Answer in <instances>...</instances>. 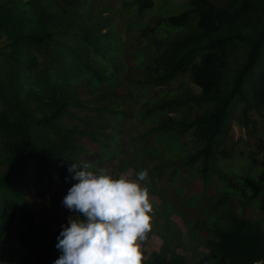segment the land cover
I'll list each match as a JSON object with an SVG mask.
<instances>
[{"label":"trees","instance_id":"1","mask_svg":"<svg viewBox=\"0 0 264 264\" xmlns=\"http://www.w3.org/2000/svg\"><path fill=\"white\" fill-rule=\"evenodd\" d=\"M115 2L137 17L132 24L138 30L124 44L114 31ZM153 8V0H0V242L18 219L29 231L16 237L36 246L31 189L44 180L76 183L70 164L110 149L115 139L106 131L129 121L124 111L130 109L119 103L148 91L155 95L135 111L144 129L129 143L157 156L149 144L160 139L170 145L171 161L149 167L147 185L150 174L193 170L208 201L219 194L215 207H232L238 196L258 201L264 215V157L255 159L261 144L245 156L227 144L236 112L244 128L264 122V0H187L184 10L144 23ZM118 72L127 88L121 98L109 86ZM234 157L247 164L227 175L220 163ZM132 167L135 177L144 165L133 161ZM210 183L222 184L221 190ZM148 191L158 194L153 185ZM172 214L167 206L155 218L149 238L155 232L162 245L148 257L144 252L143 264H187L176 253ZM221 220L212 239L201 242L208 264L264 260L258 221L232 213Z\"/></svg>","mask_w":264,"mask_h":264},{"label":"rangeland","instance_id":"2","mask_svg":"<svg viewBox=\"0 0 264 264\" xmlns=\"http://www.w3.org/2000/svg\"><path fill=\"white\" fill-rule=\"evenodd\" d=\"M186 2L187 0H153L154 8L143 18V22L145 23L153 15L184 10ZM115 3L114 31L118 40L120 39L124 44L134 37L138 30L132 24L137 20V17L128 11L121 12L119 4ZM120 61L123 62V58H120ZM119 76L122 78L121 72L117 73L116 79L109 86L113 89L115 96L121 98L127 88L119 81ZM179 85L180 83L177 82L173 88H177ZM192 91L199 93V90L195 87H192ZM154 95V92L148 91L140 96L141 100L129 94V103H119L120 109H130V111H124L129 121H117L118 127L116 129L111 128L106 131L113 135L115 140L111 142L110 149L100 148L99 155L88 157L86 162L91 163L93 169L107 168L117 176L120 173H127L135 178L132 167L133 161L135 164L144 165L143 169H148V171L154 166L171 161L168 157L170 145L160 139H151L149 144V148H156L157 156L142 151L141 145H130L129 143L133 139L132 136L144 129L138 124L135 111L143 107V99H152ZM159 117L161 118L163 115ZM227 138L228 146L234 145V152L237 155L244 154L243 156H245L248 151L253 150V147L255 148L257 144H261L262 151L255 159L257 162L263 160L264 122L261 120H257L255 126L249 125L244 128L240 122L239 113L236 112L231 121ZM89 148H91V145H89ZM241 152L243 153L240 154ZM221 162L220 169L226 171L227 175L239 173L240 170H235V167L240 162L244 165L247 164L243 159L235 157L231 159L229 164ZM175 167H178V165ZM149 181L150 184L147 185L145 182L144 186L150 187L151 191L153 185L158 192L157 195L149 194L154 209L151 223H154L155 218L161 211L165 212L167 206L172 210L173 214L170 221L179 232L178 243H180V246L176 248V253L182 256L187 264H208V259L204 258L208 254V250L201 245V242L212 239V231L215 227L224 224V221L221 220L223 215L227 216L232 213L247 220L258 221L264 227V215L259 209L258 201L246 203L245 200L236 196L232 201V207L229 203L220 208L215 207L216 204L214 203L218 200L219 194L215 198L211 197L208 201L207 197L203 196L204 191L200 189L193 170H185L174 175H171L170 172H163L160 177L150 174ZM209 185L215 191H220L222 187V184L210 183ZM69 188L44 180L31 189L30 198L32 203L29 213L34 223L35 232H31L30 235L36 246H26L18 240L17 234L28 232L29 228L22 224V220L14 219L9 227L8 234L10 237H4L0 242V264H38L40 259L49 261L56 254L60 255L56 248L57 241L51 238L60 233L61 226L67 224L69 217L80 215L69 211L62 204ZM80 218L83 219V216L81 215ZM157 223L160 224L161 222ZM192 232L196 234V238H193ZM161 245V238L153 232L144 245L146 256L148 257L152 252L158 251Z\"/></svg>","mask_w":264,"mask_h":264},{"label":"clouds","instance_id":"3","mask_svg":"<svg viewBox=\"0 0 264 264\" xmlns=\"http://www.w3.org/2000/svg\"><path fill=\"white\" fill-rule=\"evenodd\" d=\"M68 172L76 183L62 204L80 215L61 226L56 244L60 255L54 264H143L154 216L144 186L148 169L132 178L84 162L71 163Z\"/></svg>","mask_w":264,"mask_h":264},{"label":"built area","instance_id":"4","mask_svg":"<svg viewBox=\"0 0 264 264\" xmlns=\"http://www.w3.org/2000/svg\"><path fill=\"white\" fill-rule=\"evenodd\" d=\"M253 264H264V260L256 261Z\"/></svg>","mask_w":264,"mask_h":264}]
</instances>
